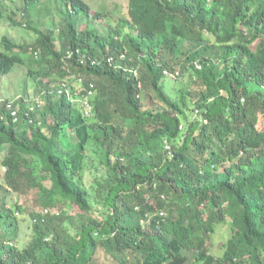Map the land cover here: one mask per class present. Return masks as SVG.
<instances>
[{"label":"trees","instance_id":"1","mask_svg":"<svg viewBox=\"0 0 264 264\" xmlns=\"http://www.w3.org/2000/svg\"><path fill=\"white\" fill-rule=\"evenodd\" d=\"M21 1L6 18L36 37H2L0 76L29 66L43 92L0 103V264H264V0H128L117 26L86 0ZM28 190L47 212L20 249L7 198Z\"/></svg>","mask_w":264,"mask_h":264},{"label":"rangeland","instance_id":"2","mask_svg":"<svg viewBox=\"0 0 264 264\" xmlns=\"http://www.w3.org/2000/svg\"><path fill=\"white\" fill-rule=\"evenodd\" d=\"M92 7L94 11L104 12L105 21L108 24L113 26L118 25V21L127 18V9H128V0H86ZM5 17H0V50H4L2 45V37L8 36L13 42L19 45H30L35 37L36 32L34 29H27L24 27L12 26L11 23L7 20L6 15L9 13L7 10L9 8H15L17 5L23 7L22 1L18 0L15 3H7ZM22 15L20 12H17L16 20L20 21ZM42 26L49 27L50 24L47 20H40ZM39 24V21L36 23ZM36 24L32 25L35 26ZM84 25V24H82ZM81 25V26H82ZM211 38V37H210ZM18 51V50H17ZM26 61H30V54L24 55ZM179 71V70H177ZM176 83L172 84V79L167 78L165 80L166 86H168V93L176 97L175 93L188 82V74L181 76ZM73 85H77L76 81L69 80ZM198 89V87H195ZM43 90L37 85L33 77L29 75V66L26 65H17L13 72L9 75L0 76V103L2 101H14L16 102L19 99H24L25 103L33 107V103L37 104L40 95ZM40 93V94H39ZM263 122L261 123V127ZM4 150L0 148V183L4 182V173L6 168L3 165L4 159ZM35 174L37 179H40L43 176V173L40 171L39 166L35 167ZM88 170V168H85ZM89 172V171H88ZM49 185V184H48ZM7 202L10 206L20 205L23 209V215L21 214V231L20 237L17 241V245L20 249H24L32 241L33 238V226H32V216L31 212H41L46 213V210L42 208L40 204L41 198H38V193L33 191H27L26 194L19 195L16 192H12L7 198ZM69 212L73 215H80L84 213L78 206H73L69 209ZM100 220H103L102 216L99 215ZM229 221L223 225L217 226L215 234L212 235L208 241V247L210 253L215 257H222L224 254L225 248L224 244L227 243L229 238L232 236L231 225ZM103 258L106 260L104 254Z\"/></svg>","mask_w":264,"mask_h":264},{"label":"built area","instance_id":"3","mask_svg":"<svg viewBox=\"0 0 264 264\" xmlns=\"http://www.w3.org/2000/svg\"><path fill=\"white\" fill-rule=\"evenodd\" d=\"M195 66L198 68V69H201L202 67H201V65L199 64V63H195ZM133 73H134V75L136 76V77H138V71L137 70H133ZM165 75L169 78V79H177V77H179V75H180V72L179 71H177V72H175V73H169V72H165ZM60 93H62V92H60ZM90 94L92 95V93L90 92ZM6 103H7V108L9 109V110H11V114L13 115V116H16L17 115V111L16 110H14L15 109V107H14V102L13 101H6ZM91 111H92V106L90 105V103H88L87 101H86V113L90 116L91 115ZM168 148H169V146H168ZM47 212V211H46Z\"/></svg>","mask_w":264,"mask_h":264}]
</instances>
